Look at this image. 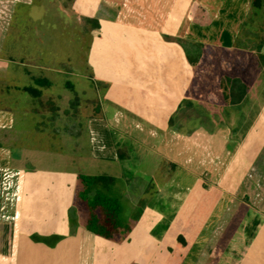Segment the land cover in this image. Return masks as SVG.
I'll return each instance as SVG.
<instances>
[{
	"label": "crops",
	"instance_id": "1",
	"mask_svg": "<svg viewBox=\"0 0 264 264\" xmlns=\"http://www.w3.org/2000/svg\"><path fill=\"white\" fill-rule=\"evenodd\" d=\"M33 1L0 0V61L7 49L10 29L22 10L19 5L32 7ZM71 2L77 24L82 22L91 36L87 57L89 70L83 76L84 83H78L80 87L86 85L89 89L90 86L94 96L88 97L84 88L85 96L74 91L76 99L71 97L67 102L71 107L57 93L46 103L33 102V97L43 96L44 90L38 87L54 92L58 77L33 78L30 73L15 72L14 78L19 80L16 89L31 97L27 109L29 117L31 114L43 117L36 131L46 134L49 128L54 129L55 137L60 135L63 145H69L75 164L83 161L86 133L89 166L92 164L125 179L124 192L118 194L129 200L128 206L135 207L145 199L151 200L134 231L122 244L98 237L84 227L73 234L69 213L75 202L78 177L85 173L49 169L41 165L42 160L25 166L28 152L26 157L24 152L16 157L10 149L14 142L15 107L1 108L0 131H7L8 142H0V264H249L254 263V259L264 264L261 242L264 241V218L256 215L255 208L262 206L264 210V175L257 171L256 165L263 158L257 150L251 152V146L264 142V128H260L264 126V94L258 98L252 96L251 88L250 101L244 111L233 114L232 119L214 133L198 128L193 135H186L170 126L171 118L191 90L194 77L193 68L177 39L219 48L239 45L243 49L247 41L242 40L240 33L245 28H264V0ZM194 4L209 13L210 26L193 21ZM27 14L30 20L32 9ZM96 21L100 23L99 28H96ZM19 23L23 25L24 21ZM217 29H220L219 36L229 34L230 38H224L226 45L224 39L213 42L202 35V31L209 30L213 34ZM262 53L264 55V47ZM27 78L37 89L32 83V86L24 85ZM67 85V94L75 90V85ZM83 97H86L84 102L81 101ZM11 103L24 102L17 99ZM210 107L219 109L224 120L220 108ZM41 108H49V114L42 113ZM65 117H70L71 124L61 130L63 125L59 123ZM28 135H32L31 131ZM29 142L30 149L34 146L31 137ZM244 150L248 157L256 160L251 177L256 188L259 187L249 189L253 197L257 193L258 204L254 197L248 214L242 218L247 222L242 229L247 243L244 242V249L238 244L237 247H210L209 240L217 235L225 214L231 211L236 199L242 198L237 187L232 186V178L224 176L232 170H227L230 161L236 158L240 163L244 159V156L239 159ZM258 150L264 151L262 147ZM212 188L220 191L222 198L209 215L201 214L204 207L199 205ZM193 193L196 200L191 202ZM240 205L237 201V207ZM192 222L203 223V228L186 252L182 239L191 245L188 235L193 230ZM6 233L8 238L4 239ZM56 236L64 240L53 247L46 239L52 242ZM165 258L170 263L164 261Z\"/></svg>",
	"mask_w": 264,
	"mask_h": 264
},
{
	"label": "rangeland",
	"instance_id": "2",
	"mask_svg": "<svg viewBox=\"0 0 264 264\" xmlns=\"http://www.w3.org/2000/svg\"><path fill=\"white\" fill-rule=\"evenodd\" d=\"M19 6H21L22 10H20L19 14L17 15V21H15L13 27L10 29V38L8 40L7 49L2 54L3 61H0V109L15 107L14 112L16 115V124L14 127V131L12 132L14 136V142L10 144V149L14 151L16 157L23 154V152L24 157H26V154L28 152V161L25 166H29L30 163H34V161L36 160H42L41 165L49 169L59 168L60 170H81L85 174H89L92 176H111L119 180L120 183L116 185L115 194H111L122 201L124 207L126 208L125 214H127L129 216H127V218L131 220L138 209L141 207L142 201L139 202L135 207L128 206L127 203H130L129 200L126 197L123 199L121 195L118 194L119 192H124V187L126 186V183L124 181L125 179L121 180L120 176L112 175L111 173H108L103 169L101 170V168L99 167H94L92 164L89 166L88 157L90 153L87 151L89 149V141L87 140L88 135L86 136L85 133V137L83 139L85 141V151L84 154L81 155L83 156V161H76L75 164V161H73L74 155L68 148L69 145H63V139L59 137L60 135L57 138L55 137L57 134L55 133L54 129L49 128L48 133L46 134L42 133L44 131H36V128L39 127V124L43 117L41 114H31V116L29 117L27 109L29 108V103L32 102L31 97L27 93L21 91L19 93L16 89V87H19V80L17 78H14L15 72L17 74L30 73L33 78L52 79L53 77L55 79V76L58 77L57 87L54 88V92H51L50 89H46V87H38L39 89L44 90L43 96L40 99H36L33 97V102H38L41 100L46 103L48 99H53L50 98L53 93H57L62 95L64 102H66V105H68V107H71V105L67 104V102H69L71 97L73 98L74 91H80L82 95L85 96L83 94L84 88L86 91H88V93H86L88 94V97H93L94 94L90 86L88 89L86 85L80 87V83H78L79 81L83 82L84 80H86L83 76H86L89 70L87 57L91 44L90 31L86 28H83L82 22L81 24H77V17L71 12V0H34L32 7L26 4H24V6L23 4H20ZM30 9H32L33 11V16L30 20H27L29 16V14L27 13L28 11H30ZM19 17H21V19ZM19 21H24L23 25L19 23ZM19 24L21 25L20 27ZM219 34L220 29L213 31V34L209 30L202 31V35L206 39H212L213 42H218L219 38H221V40H223L225 37L230 38L228 33H225V35L221 34L220 36ZM240 34L243 35L242 40L247 41V44H245V47L243 49L250 52L252 60L244 67H237L235 73L242 75L245 81L251 84L252 96L255 95V97L257 98L262 97L264 94V71L260 70V68L258 67V63L256 60V48L258 43H260V41L264 38V28H260L257 30L245 28L244 31H242V33ZM17 37L20 38V40ZM232 41L233 40L231 39V42ZM225 43L226 40L224 39V44ZM235 47H239V45H236ZM28 56L34 57L29 58ZM61 73H63V75H61ZM4 81H6V83H4ZM13 82L14 85L11 86ZM24 82L25 86L33 85V88L37 89V87H35L34 83H32L29 78L24 79ZM67 83L75 85V90H73L72 92L68 91V94ZM83 83H81V85ZM84 98L86 97L81 98L82 102H84ZM17 99H21V101H23L24 103L17 105L11 103V101ZM74 99L76 98H73V100ZM63 100H58V102L62 103ZM199 106L204 110L210 111L213 115L212 121L210 122L209 126L199 127V129L206 130L209 134L214 133L216 130H221L223 123H225L226 125V123H228L230 119H232L233 114L239 113L236 111H231V116L226 117L224 115V120H222L220 115L221 112L219 109L211 108V105L203 100L199 101ZM48 110L49 108H41L40 111L42 113L49 114ZM69 118L70 117H65L64 121H60L59 124L63 125V127L62 129H59L63 130L71 124V122H68ZM260 128L263 129L264 126L260 125ZM30 131L32 133L31 136L28 135ZM196 132L197 131H195V133ZM7 134V131H0L1 143L2 141L5 143L8 142ZM30 137L33 141L32 144L34 146L29 149ZM43 145H46V147H43ZM260 146L262 147V149H264V142H261L260 144H258L257 142V145L251 146V152L257 150V154H259L260 158H263L262 160H260L259 158L257 162L259 160L260 161L256 163V165L257 171L261 175H264V151L260 153V151L258 150L261 149ZM246 149H248V146L246 147ZM30 153L34 154L30 155ZM247 154L248 152L244 150V153H241L239 156V159L244 156V159L240 160V163L238 159L235 158L234 161H230V163L228 164L227 170H232L224 177L232 178L231 184L232 186L237 187V190L240 191L242 198H239V200L236 199V203L233 205V207L230 206L232 209L225 214L222 226L218 227L220 228L218 231L216 230L218 232L217 235L209 240L210 244L207 243V245L209 244L210 247H214L216 245L218 248H226L228 245H236L235 247H237L238 244V246L244 249L243 244L244 242L245 244L247 243L245 239L248 240V238L244 234V231H242L244 225H247V222L242 221V218L243 216L248 214V209H250L249 207L253 205L254 197H256L254 199L256 204H258L257 202L259 198H257V193L254 195V197L249 193V189L253 188L254 190H256L259 189V187L256 188V183L251 177L256 160L248 157ZM32 155H36L37 157L34 159ZM261 193H263V191H261L260 194ZM148 194H150V191ZM205 197L206 198L204 202L200 203L199 206L204 207L201 210V214L209 215L211 209L213 207L215 208L216 202L222 198V194L217 189L212 188L210 191L205 193ZM195 200L196 197L193 193L191 202ZM237 201H239L241 204L239 207H237ZM255 208L257 212L256 215L260 216V218L263 219V207L256 206ZM129 209L131 210V213H129ZM191 224L194 225L192 232L188 235L191 244L190 248L197 238L199 230L203 228V223L201 222H192ZM7 234L8 233H6V235L3 234L6 237H3V235L2 237L4 239H7ZM232 239H235L236 243L233 241L231 242ZM261 242L262 245H264V241L262 240ZM258 244L261 243L258 242ZM181 249L183 250L182 246ZM252 257L254 258V254L252 255ZM164 261L170 263L169 259L167 258H165ZM249 264H261V260L254 259V263Z\"/></svg>",
	"mask_w": 264,
	"mask_h": 264
},
{
	"label": "trees",
	"instance_id": "3",
	"mask_svg": "<svg viewBox=\"0 0 264 264\" xmlns=\"http://www.w3.org/2000/svg\"><path fill=\"white\" fill-rule=\"evenodd\" d=\"M191 17L196 24L211 25L209 13L198 4L193 5ZM99 27L100 23L96 21V28ZM177 43L191 64L194 77L191 90L171 118L170 126L186 135H193L201 126H209L213 115L199 106L197 102L202 100L220 108L226 117L231 116V111L243 112L250 101L251 85L235 70L252 60L250 52L240 47L219 48L183 38H178ZM263 47L264 38L256 48V60L262 71ZM119 183V180L109 176L79 175L75 202L69 213L73 234L78 228L84 227L90 233L118 244L128 240L150 200H143L141 207L129 220L122 201L112 195ZM62 240L64 237L58 236L52 242L46 239L53 247ZM182 241L188 250L190 245L184 238Z\"/></svg>",
	"mask_w": 264,
	"mask_h": 264
}]
</instances>
